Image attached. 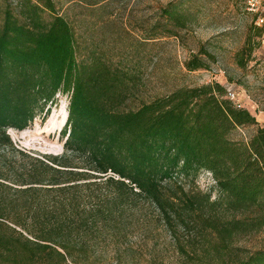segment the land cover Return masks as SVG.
Returning a JSON list of instances; mask_svg holds the SVG:
<instances>
[{
	"label": "trees",
	"instance_id": "obj_1",
	"mask_svg": "<svg viewBox=\"0 0 264 264\" xmlns=\"http://www.w3.org/2000/svg\"><path fill=\"white\" fill-rule=\"evenodd\" d=\"M162 12L175 28L192 21L174 5ZM201 54L213 58L191 55L188 71L207 68ZM135 70L100 50L83 55L54 0H2L0 151L23 154L8 130L46 115L59 92L69 101L60 156L0 160V264H102L128 230L158 225L184 264H264V247L235 245L264 231V127L216 82L127 108Z\"/></svg>",
	"mask_w": 264,
	"mask_h": 264
},
{
	"label": "rangeland",
	"instance_id": "obj_2",
	"mask_svg": "<svg viewBox=\"0 0 264 264\" xmlns=\"http://www.w3.org/2000/svg\"><path fill=\"white\" fill-rule=\"evenodd\" d=\"M57 12L73 26L83 55L103 51L111 61L132 65L140 76L141 85L130 97L126 107L137 108L142 102L166 95L181 86L219 83L232 91L233 103L249 110L264 127V44L254 27L253 16L242 0H54ZM2 0H0V4ZM188 14L192 21L185 28H175L163 15L171 6ZM259 28V27H258ZM174 29L177 35H169ZM242 54L245 66L240 67L236 55ZM149 37V38H148ZM151 37V38H150ZM207 50L213 55L207 68L188 71L184 62L193 54ZM227 98L228 95L226 94ZM69 95L57 93L56 101L48 104L47 114L38 115L23 130H9L14 147L0 151V160L32 161L64 152L62 129L43 131L53 113L68 109ZM255 127L238 129L234 138L249 136ZM39 129V130H38ZM39 140V141H38ZM3 157V158H1ZM73 161H75L73 159ZM78 161V160H76ZM197 184L207 189L212 181L200 174ZM119 243V251L105 253L102 264H184L168 231L158 225L144 234L130 229ZM247 252L264 247V231L244 237L235 243Z\"/></svg>",
	"mask_w": 264,
	"mask_h": 264
},
{
	"label": "built area",
	"instance_id": "obj_3",
	"mask_svg": "<svg viewBox=\"0 0 264 264\" xmlns=\"http://www.w3.org/2000/svg\"><path fill=\"white\" fill-rule=\"evenodd\" d=\"M242 2L246 11L253 16L255 26L264 29V0H242ZM261 42L264 44V34L261 36ZM227 95L230 100L235 98V94L232 91H228Z\"/></svg>",
	"mask_w": 264,
	"mask_h": 264
},
{
	"label": "bare ground",
	"instance_id": "obj_4",
	"mask_svg": "<svg viewBox=\"0 0 264 264\" xmlns=\"http://www.w3.org/2000/svg\"><path fill=\"white\" fill-rule=\"evenodd\" d=\"M66 117H67V110L64 109H62L59 113L51 114L49 120L47 121L44 127V130L38 131V133L40 134L43 133L44 131L49 133L51 131L58 130L65 121Z\"/></svg>",
	"mask_w": 264,
	"mask_h": 264
}]
</instances>
